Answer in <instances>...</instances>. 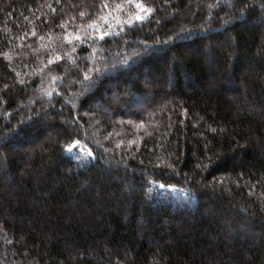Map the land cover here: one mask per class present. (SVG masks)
I'll return each mask as SVG.
<instances>
[{"label":"trees","instance_id":"1","mask_svg":"<svg viewBox=\"0 0 264 264\" xmlns=\"http://www.w3.org/2000/svg\"><path fill=\"white\" fill-rule=\"evenodd\" d=\"M0 264H264V0H0Z\"/></svg>","mask_w":264,"mask_h":264},{"label":"rangeland","instance_id":"2","mask_svg":"<svg viewBox=\"0 0 264 264\" xmlns=\"http://www.w3.org/2000/svg\"><path fill=\"white\" fill-rule=\"evenodd\" d=\"M75 149L78 152H82L86 154L89 152L88 148H86L83 144L78 142H75L70 148H68V150H70L71 152H73Z\"/></svg>","mask_w":264,"mask_h":264},{"label":"snow or ice","instance_id":"3","mask_svg":"<svg viewBox=\"0 0 264 264\" xmlns=\"http://www.w3.org/2000/svg\"><path fill=\"white\" fill-rule=\"evenodd\" d=\"M137 7L139 8L140 7V5L139 4H137ZM142 11H143V9H141ZM136 19L137 20H140L141 19V17L139 16V15H137L136 16ZM77 39H79V37H77ZM101 39H103V35H101Z\"/></svg>","mask_w":264,"mask_h":264}]
</instances>
